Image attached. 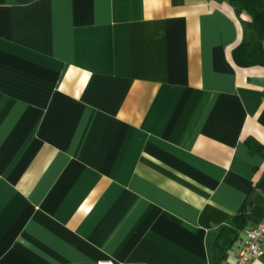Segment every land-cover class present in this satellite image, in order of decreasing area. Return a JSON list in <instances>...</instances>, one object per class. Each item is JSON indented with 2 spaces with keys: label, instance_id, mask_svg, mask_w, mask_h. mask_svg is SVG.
I'll return each mask as SVG.
<instances>
[{
  "label": "crops",
  "instance_id": "1",
  "mask_svg": "<svg viewBox=\"0 0 264 264\" xmlns=\"http://www.w3.org/2000/svg\"><path fill=\"white\" fill-rule=\"evenodd\" d=\"M248 20L228 0H0V264H213L249 202L233 264L264 216Z\"/></svg>",
  "mask_w": 264,
  "mask_h": 264
},
{
  "label": "trees",
  "instance_id": "2",
  "mask_svg": "<svg viewBox=\"0 0 264 264\" xmlns=\"http://www.w3.org/2000/svg\"><path fill=\"white\" fill-rule=\"evenodd\" d=\"M233 6L237 15L245 13L249 16L248 26L253 29L256 39L252 42H242L233 50V59L238 66L248 67L264 66V0H228ZM250 147L259 143L251 137L245 140ZM256 190L264 193V172L255 184ZM249 202L235 215L230 222L221 226L211 246V262L218 264L225 256V252L239 237L248 219ZM173 220L177 219L169 215Z\"/></svg>",
  "mask_w": 264,
  "mask_h": 264
},
{
  "label": "built area",
  "instance_id": "3",
  "mask_svg": "<svg viewBox=\"0 0 264 264\" xmlns=\"http://www.w3.org/2000/svg\"><path fill=\"white\" fill-rule=\"evenodd\" d=\"M264 251V216L252 228L246 230V239L236 252L233 264H248Z\"/></svg>",
  "mask_w": 264,
  "mask_h": 264
}]
</instances>
